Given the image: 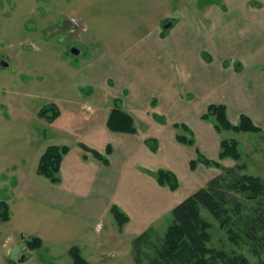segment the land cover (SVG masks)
I'll return each instance as SVG.
<instances>
[{"label":"rangeland","instance_id":"1","mask_svg":"<svg viewBox=\"0 0 264 264\" xmlns=\"http://www.w3.org/2000/svg\"><path fill=\"white\" fill-rule=\"evenodd\" d=\"M258 1L249 6L259 4L264 9V0ZM247 3L0 0V62L5 59L10 63L0 68V202L7 201L10 213L30 204L28 212L36 218L33 223L25 222L27 231L37 228L43 234L48 221L53 222L50 231L46 230L49 235L44 247L36 251L27 249L16 231V221L0 223V264L13 261V249L19 243L26 248L23 262L33 255L43 264H72L69 250L77 246L90 264H151L173 223L175 208L213 178L240 167L241 176L264 181V10L254 21ZM225 5L229 10L226 16L222 11ZM175 21L178 25L168 43L158 41V45L154 37L151 41V30L162 23L165 37ZM58 25L63 26L62 33L47 32ZM72 45L82 51L74 58L65 55ZM239 65L244 66L240 73L236 72ZM258 75L260 80L253 79ZM252 84L258 86L256 90ZM116 101L135 119L137 133H121L133 139L119 143L102 136L104 150L80 140L89 131L85 118H109ZM48 104H55L61 113L52 123L38 115ZM86 105L101 111L90 113L92 109ZM210 105H225L235 126L246 115L263 131H218L215 119L202 118ZM175 124H186L189 130L182 132ZM181 133L188 140L194 139L195 145L179 143ZM149 139L157 140L156 151L146 143ZM224 140L238 142L239 160L220 159ZM80 144L105 157L109 145L113 153L116 147L121 148L115 160V174L119 175L115 176V186L120 180L117 197L113 202L112 192L110 197L99 194V201L104 199L107 206L98 221L92 220L91 214L87 218L72 212L56 216L37 202L27 201L23 193L28 176L44 178L37 169L49 146H68L71 151ZM82 150L85 160L93 158L106 167L111 165V155L105 164ZM197 150L219 166L199 163L193 170L191 162L197 159ZM160 171L174 173L178 189L162 186L157 176ZM107 178L106 173L99 175L96 184L108 187ZM240 200L245 213L257 203L251 194L242 195ZM113 206L129 218L122 229L111 214ZM201 215L209 225V250L249 264H264V247L255 252L245 242H234L232 234L209 211L201 209ZM64 220H71L72 225L62 226ZM99 224L102 239L91 232Z\"/></svg>","mask_w":264,"mask_h":264},{"label":"trees","instance_id":"2","mask_svg":"<svg viewBox=\"0 0 264 264\" xmlns=\"http://www.w3.org/2000/svg\"><path fill=\"white\" fill-rule=\"evenodd\" d=\"M116 107L111 111L107 126L115 133L136 134L137 128L134 117L122 109L121 103L116 101ZM40 118L49 122H54L61 113L55 104H50L40 110ZM160 119L159 117H156ZM204 120L215 119L218 131H234L236 133H260L263 130L255 126L251 118L246 115L241 117V122L235 126L229 121L227 107L225 105H210L207 113L202 117ZM162 119H160L161 121ZM182 132L189 130L186 124H175ZM179 143L194 146V139L188 140L182 133L177 136ZM146 143L156 151L158 142L156 139H149ZM86 152L109 164L108 157L113 154V147L109 145L106 149L105 157L100 152L90 149L85 144H80ZM70 152L68 146L52 145L42 154L37 173L48 179L53 184L62 181L61 167L65 157ZM197 159L191 162V168L195 170L199 163L206 166L212 164L219 166L217 162L206 159L197 150ZM87 157V156H86ZM231 158L239 160L241 158L239 144L236 140H224L221 144L220 159ZM241 168L228 169L225 174L213 178L207 187L200 189L190 198L181 203L173 211V223L168 229L162 243V248L157 259L151 264H249L245 259H230L224 253H215L208 249L210 236L208 234L209 225L201 215V209L209 211L218 224L232 234L234 242L240 244L245 242L254 247V251L264 247V181L253 176H241ZM158 182L162 186H170L172 190L179 187L177 177L172 172L160 171ZM251 194L256 205L249 212H243V204L240 197ZM111 214L120 229L129 222L128 216L122 210L113 206ZM11 219L10 206L6 201L0 202V221L8 222ZM147 233L144 234L146 236ZM143 236V237H144ZM142 239V237L140 238ZM27 249L30 251L40 250L44 247V241L38 236H31L25 240ZM137 240L134 242L136 248ZM215 254L212 257H208ZM72 264H90L77 246L69 250ZM10 264H17L12 261Z\"/></svg>","mask_w":264,"mask_h":264},{"label":"crops","instance_id":"3","mask_svg":"<svg viewBox=\"0 0 264 264\" xmlns=\"http://www.w3.org/2000/svg\"><path fill=\"white\" fill-rule=\"evenodd\" d=\"M247 6L249 4L253 3L254 1L259 2L258 0H247ZM232 10V9H230ZM263 5H257V7L249 6V13L253 17V20L255 21V17L259 16L260 13L263 12ZM222 11L225 13V16L228 15L229 10L226 8L222 9ZM167 16L160 17V20H164ZM226 21V20H225ZM162 23H160V27H158L155 30H151V41L155 38V41H157L158 45L159 42L162 43H168L167 40L171 37L172 33H175V27L178 25V22L175 21L174 27L167 32L165 37H162ZM154 37V38H153ZM159 41V42H158ZM154 42V41H153ZM152 42V43H153ZM155 44V43H154ZM153 45V44H152ZM151 47H147L148 49ZM237 64V63H236ZM244 66H240V71H235L240 73L243 70ZM261 76H257L253 79H261ZM244 83V82H243ZM253 88L258 87L255 84H252ZM244 86V84H243ZM245 91L248 89L243 87ZM238 88H235L232 92L233 95L236 94ZM257 88H255L256 90ZM232 95V96H233ZM87 107H90V105H86ZM85 106V107H86ZM91 112L90 113H96L100 112L101 110L98 109V107H90ZM102 109V108H101ZM133 112V111H132ZM99 118V117H98ZM97 117H94L93 115H89L85 118L84 122L89 126V131L87 132V136L85 139H80L83 142L90 143L95 148L99 150H104V146L106 144V140L102 136H107L108 138H112L113 140H117L119 143H122V140L129 141V139H133L132 135H122L121 133H115V132H108V126L106 124V121L108 120V116H106L104 119L99 120ZM112 136V137H110ZM136 137V136H134ZM78 141L77 145L79 144ZM134 140L137 141V139L134 138ZM138 143H141V141H138ZM121 148L116 147L114 149V153L111 155V165L109 167L104 166L101 162L97 160H93L87 158L84 159V152L82 148L79 146L78 148L71 150L68 155L65 157L62 167H61V177L62 181L59 184H51L48 179H44L41 177H36L34 174L31 176V178L28 176V180L25 184V189L23 188L24 197L27 201L37 202L39 205L46 207L47 209L53 211V213L56 214V216H61L59 213H66L70 214L71 212L77 215L90 217V214L92 217V220H97L98 218L102 217L104 212H106V206L105 200H101L99 198V194L101 196H111V192L113 194V202L116 200L118 188L120 186V180L117 182V185L115 186L116 179H115V172H116V164L115 160L120 157L118 153L120 152ZM108 175V178L106 179L107 186L105 185H98L96 182L98 181V176H102L104 174ZM109 173V174H108ZM116 177H119L116 176ZM30 178V179H29ZM97 178V180H96ZM20 186H16V189H18ZM116 188V189H115ZM108 201L111 203V199H108ZM30 204H25L24 207H22L21 211H12L11 212V219L7 223H11L12 221H16L18 223V226L16 228V231L18 234L22 235L23 240L26 238V236L31 237L32 235H36L43 239L44 243L46 240V235L49 234L46 233V230L50 231V228L53 224V222H49L44 227L43 234L37 232V228L33 229L32 231H27V223H25L27 220H31L30 222H35V216L32 215L31 212H28L30 210ZM14 212V213H13ZM101 215V216H99ZM47 216V215H46ZM99 216V217H98ZM28 217V219H26ZM48 218V217H47ZM104 218V217H103ZM101 218V220L103 219ZM66 221V220H64ZM63 221L62 226L65 225H72V221L68 220L66 222ZM98 224V223H97ZM36 226V225H35ZM92 235H96L97 238H101L103 236L102 228L100 227V224L93 229ZM45 234V235H44ZM99 244V242H98ZM19 245L24 247L23 243H19ZM10 260L7 261V264H10ZM17 264H43L40 261L33 258V255L29 256L28 261L17 263Z\"/></svg>","mask_w":264,"mask_h":264},{"label":"flooded vegetation","instance_id":"4","mask_svg":"<svg viewBox=\"0 0 264 264\" xmlns=\"http://www.w3.org/2000/svg\"><path fill=\"white\" fill-rule=\"evenodd\" d=\"M62 28H63V26H60V25H58V26H56V27H54L53 29H49V30H47V32L49 31V32H52V33H55V34H57V33H62L63 32V30H62ZM64 29V28H63ZM66 32H68V31H65L64 33H66ZM72 50H76L77 52H78V54H73L72 53ZM66 53H65V55L66 56H70V57H77V56H79L80 54H81V49L80 48H76V46H74V45H72V46H70V47H68V49H66ZM9 65H10V63L9 62H7L5 59H3V60H1V62H0V68H6V67H9ZM240 66V65H239ZM240 68H238V70H239ZM240 71V70H239ZM49 105V104H48ZM47 105V106H48ZM46 107V106H45ZM58 119V118H57ZM56 119V120H57ZM46 120V119H45ZM55 120V121H56ZM52 123V122H51ZM7 202V201H6ZM0 223H2L1 221H0ZM3 223H7V222H3ZM27 238H25L23 241L25 242V240H26ZM19 246H21V245H19ZM23 247V246H22ZM24 248V252L26 253V248H25V246L23 247ZM26 256H27V254H26ZM11 259H13L12 258V256H11ZM13 261H15L14 259H13ZM15 262H17V261H15Z\"/></svg>","mask_w":264,"mask_h":264},{"label":"water","instance_id":"5","mask_svg":"<svg viewBox=\"0 0 264 264\" xmlns=\"http://www.w3.org/2000/svg\"><path fill=\"white\" fill-rule=\"evenodd\" d=\"M170 26H165L166 29H168ZM73 54H78V52L76 50H72ZM21 256V258L19 259V257ZM12 258L16 261H25L26 259V254H24V248L22 246H15L12 252Z\"/></svg>","mask_w":264,"mask_h":264}]
</instances>
